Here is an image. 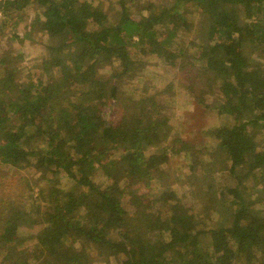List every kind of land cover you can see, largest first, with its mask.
I'll list each match as a JSON object with an SVG mask.
<instances>
[{
	"label": "trees",
	"instance_id": "trees-1",
	"mask_svg": "<svg viewBox=\"0 0 264 264\" xmlns=\"http://www.w3.org/2000/svg\"><path fill=\"white\" fill-rule=\"evenodd\" d=\"M0 14V168L39 175L30 206L0 216V264H264V0H0ZM37 26L63 46H46L24 78L6 45ZM133 49L169 66L188 58L186 93L202 105L219 94V115L232 119L213 131L204 165L191 159L196 205L180 201L166 168L169 150L190 153L171 138L174 83L119 103V122L104 119L99 102H121L118 81L145 67ZM115 61L110 77L99 75ZM62 172L71 187H60ZM218 174L234 183L218 190ZM211 194L227 200L207 217Z\"/></svg>",
	"mask_w": 264,
	"mask_h": 264
},
{
	"label": "rangeland",
	"instance_id": "rangeland-1",
	"mask_svg": "<svg viewBox=\"0 0 264 264\" xmlns=\"http://www.w3.org/2000/svg\"><path fill=\"white\" fill-rule=\"evenodd\" d=\"M192 8V5L185 6ZM184 7L181 10H185ZM130 14L137 16L140 14V11L137 8H130ZM186 11V10H185ZM36 11L34 9H29L26 11L27 24L32 22V18L35 17ZM186 14H191L190 11ZM188 16V15H187ZM1 17V14H0ZM18 34L21 38L25 35L24 27L20 29ZM190 39V38H189ZM63 41L51 42V38L41 32V27L37 26L32 29L27 38L19 39L15 41V44L6 45V50L14 52V56H21L22 60L19 62V67L21 69L22 75L24 78L32 77L36 74V70L42 60L46 57L47 50L46 46L60 45L63 46ZM192 42L189 43V49L191 50ZM62 49L64 50L65 47ZM61 49V50H62ZM189 52V51H188ZM133 54L138 56V59H141L144 62L145 67L141 70L135 77L132 79L125 78L118 81L120 100L114 99H104L99 102L100 108L104 119L110 123L119 122L123 109L119 103L123 102V106L126 102L139 100L142 97H146L149 94H153L158 90L163 89L166 85L174 83V88L166 94L168 96L174 90L175 102L170 103L169 100L167 104L171 105V126L172 134L171 138L177 137L183 140H186L189 144L190 153L182 152L179 154H173L169 150L170 159L166 165L167 170L170 173L171 189L175 190L178 194L180 201L186 205H196L198 201L190 192V188L186 185V175L189 172V167L192 164V160L196 162L198 166L204 165L207 160H209V154L215 149L216 142L213 137V131L216 130L222 124H230L232 119L230 116H220L216 107L221 101L219 94L214 93L213 95H208L205 98V103L197 104L194 99L189 95L188 86L193 81V74L186 69L185 66H189L190 60L188 58L181 65H172L169 66L163 62H160L158 58L150 56H141L137 49H133ZM180 64V62H178ZM117 67V61L114 63H105L99 64L97 70L99 75L103 77H110L112 72ZM188 80H191L188 82ZM165 96V97H166ZM130 98V99H129ZM164 101V103L166 104ZM208 108H207V107ZM190 114V115H189ZM189 117V119H188ZM181 136V137H180ZM157 149H152L149 153L158 151ZM98 167V164H96ZM38 174L33 170H16L9 168L6 165H2L0 168V216L7 218L9 215L13 214L17 209L27 208L30 206V192L31 187L38 178ZM60 187L66 189L73 185L72 179H70L64 172L61 173ZM93 179L104 184L107 180L105 174L98 171L95 172ZM123 180V179H122ZM120 181L121 186H124V181ZM216 182L218 184L217 189L222 190L221 185L226 183H234L232 179L225 178L224 175L218 174L216 176ZM211 183L210 178L205 179V184L208 186ZM34 193L38 191V187L33 188ZM148 189L141 188L139 194H147ZM94 199L97 198L96 194L91 195ZM227 197L220 198L215 194H211L208 197V200L205 203V207L208 208V212L205 214L209 216V212H213L217 207L218 202L226 201ZM125 205V204H124ZM130 207L126 205V208ZM23 234L28 233V230L21 231ZM173 239L177 241V245L184 244V233L182 231L176 230L173 232ZM166 236V235H165ZM167 239L170 240V235H167ZM78 244L77 246H79ZM175 252V251H174ZM177 252V253H176ZM176 257L179 256V251L176 250ZM97 258V255H95ZM97 264H105L102 260L97 258ZM112 264H116L115 259L111 260Z\"/></svg>",
	"mask_w": 264,
	"mask_h": 264
}]
</instances>
